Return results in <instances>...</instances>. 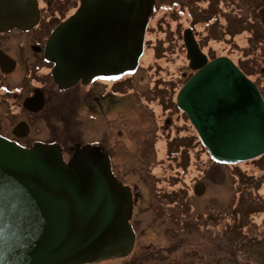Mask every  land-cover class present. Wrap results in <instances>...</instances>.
Wrapping results in <instances>:
<instances>
[{
  "label": "water",
  "instance_id": "1",
  "mask_svg": "<svg viewBox=\"0 0 264 264\" xmlns=\"http://www.w3.org/2000/svg\"><path fill=\"white\" fill-rule=\"evenodd\" d=\"M5 2L22 7L23 16L29 3L37 11L35 0ZM145 2L82 0L52 40L76 57L113 58V76L134 72L151 14V8L144 14ZM184 44L194 74L176 103L213 159L232 164L263 155L264 98L256 83L229 57L209 60L191 28L184 31ZM204 190L203 183L195 187L197 195ZM132 214L131 189L100 147H77L66 161L56 145L24 148L0 136V264H93L126 257L135 244Z\"/></svg>",
  "mask_w": 264,
  "mask_h": 264
},
{
  "label": "rangeland",
  "instance_id": "2",
  "mask_svg": "<svg viewBox=\"0 0 264 264\" xmlns=\"http://www.w3.org/2000/svg\"><path fill=\"white\" fill-rule=\"evenodd\" d=\"M172 1L174 0H158L156 5L167 7ZM204 1L180 0L182 6L177 8L180 14L164 23L168 26L172 22L183 21L184 25L187 22L201 49L208 55H211L213 43L223 41L230 46V50L234 48L245 54L246 58L253 56V67L242 68L256 83L264 98V0H225V3L212 0L211 4L209 0H206L207 3ZM185 4L191 6L193 16L184 13ZM202 5L206 6L204 10ZM207 19L210 21H206ZM206 22L210 23L206 29L209 31L208 35H205L204 29ZM151 32L150 25L147 41L149 47L140 59L137 72L128 80H122L123 83L110 87L107 96L113 102L105 101L102 107L97 106L91 112L94 117L104 116V126L110 123L108 116L116 112L120 116L119 120L129 121L130 130L119 125V121L111 120L116 130L133 137L134 146L131 145L129 153L138 159L144 157L135 164L129 163L126 174L129 173L130 176H124L129 182H138L147 198L146 182H140L138 177L147 175L144 168L155 158L162 157L163 154L166 158H181L185 168L192 161L200 160L201 170L202 164L209 158L207 149L200 147L198 136L188 125L187 116L176 104V96L183 82L180 76L192 72L187 59V66L179 70V59L182 61L181 56L186 58V54L168 58L170 53L175 54L181 48L178 38L172 34L167 35L160 46L166 45L168 51L164 53L159 46L156 53L158 57L164 55L165 58L159 62L163 67L165 62H171L169 70L163 76H154V61L150 59V42L153 40ZM222 46L223 44L221 49ZM258 70H261L259 76L255 74ZM84 95L83 91L80 92L79 98ZM121 95H126L130 103L116 106V99L120 98L124 102L126 100ZM168 121L170 126L163 131ZM100 139L109 141L105 135ZM118 144L124 146L122 140ZM120 166H123L122 163ZM116 172L124 180L119 169L116 168ZM202 177V174L194 173L192 169H185L183 176L178 179L180 191L159 196L160 200L168 203L162 215L155 211V207L141 210L142 217H147L148 222L156 217L163 221L167 230L166 238L170 237L171 241L178 244L173 252L167 251L166 242L163 240L157 258L146 259L143 264H241L244 260L241 254L246 256L245 264H264V155L234 165H214L202 181L207 186L206 194L203 197L191 195L189 189L194 190L199 182L191 183L189 189L187 183ZM179 194L181 197H178ZM161 216L163 219H160ZM156 234L164 237L161 229ZM144 243H148V240L141 242V248ZM232 253L240 259V263L234 260ZM108 263L109 261H102L97 264Z\"/></svg>",
  "mask_w": 264,
  "mask_h": 264
},
{
  "label": "flooded vegetation",
  "instance_id": "3",
  "mask_svg": "<svg viewBox=\"0 0 264 264\" xmlns=\"http://www.w3.org/2000/svg\"><path fill=\"white\" fill-rule=\"evenodd\" d=\"M35 1L37 11L35 10L33 14L34 8L29 3L30 13L26 16L21 13L22 7L17 8L15 4H7L5 0L0 4V23H2L0 28V136L24 148H31L36 143L56 145L62 150L66 160L71 158L77 147L84 145L100 147L110 157L115 176L125 186L130 187L133 198L131 219L135 233L133 250L126 257L106 260L109 261L108 264H143L146 259L153 260L157 258L161 250L160 243L163 240L166 242V250L173 252L178 244L176 241H171L170 237L166 238L167 230L163 221L157 220L156 217L148 222L147 217H142L141 210L145 207L147 209L155 207V211L162 215L168 203L160 200L159 196L179 192L177 182L182 176L158 174L155 167L165 159L155 158L148 167L144 168L147 175L138 177L140 182H146L148 198L145 197L139 183L129 182L124 176H130L129 173L126 174V166L129 163L135 164L144 157L138 159L134 154L129 153L131 145L134 146L133 137L126 136L121 130H116L111 120L119 121V125H124L130 130L129 121L119 120L120 116L116 112L108 116L110 123L104 126V116L94 117L91 113L97 106L102 107L105 101L111 100L107 94L112 85L123 83L122 80H128L137 71L133 74L125 73L121 77L113 76L115 74L113 58L109 60L100 57L93 60L91 59L92 54L89 53L76 57L69 51H59V46L55 45L52 36L63 22L76 14L82 0ZM145 1L147 2L144 4V14L151 8L144 43L146 50L149 47L147 41L150 24L159 9L165 5H156L158 0ZM209 1L211 4L212 0ZM150 2H152L151 5ZM221 2L225 3V0ZM169 4H176L177 8L182 6L180 0H174ZM205 8L204 5L203 10ZM183 11L193 16L190 5L185 4ZM180 22L183 24V21ZM185 23L186 27L179 29L175 36L180 42V47H185L184 31L191 28L187 22ZM205 31V35H208L209 31L206 29ZM252 61H255L253 56L248 67L251 66ZM260 74L261 70L258 76ZM82 91L85 95L79 98V93ZM121 97L126 99L125 102L118 98L115 101L116 106L121 103H124L123 105L130 103L126 95H121ZM105 120L107 121V116ZM169 126L168 121L166 126H162L163 131ZM103 135L109 138L108 142L100 139ZM120 140L123 141L124 146H119ZM116 168L122 173L121 176L125 181L117 175ZM154 171L156 174H150ZM206 174L196 183L202 182ZM169 185L172 189L166 190L165 187ZM206 187L205 184V190L201 195H197L195 189H189V193L203 197L206 194ZM178 197H181L180 194ZM160 219H163V216ZM158 229L163 230L164 237L156 234ZM147 240L148 243H144L141 248V242H147ZM234 255L235 253H232L234 260L240 263V259ZM241 256L244 257L241 264H245L246 256L242 254Z\"/></svg>",
  "mask_w": 264,
  "mask_h": 264
},
{
  "label": "trees",
  "instance_id": "4",
  "mask_svg": "<svg viewBox=\"0 0 264 264\" xmlns=\"http://www.w3.org/2000/svg\"><path fill=\"white\" fill-rule=\"evenodd\" d=\"M177 7L178 5L173 4L170 6H164L162 8L159 9V11L156 13V17L154 18V20L152 21V32H151V37H152V41L150 42V47H152V55H150V59H153V72H154V76H163L168 70H169V64L171 62H165L166 65L163 67L162 65H160V61L165 58L164 55L161 57H158V54L156 53V49L159 48V46L161 45L162 41H164L166 39L167 35H173L174 37L177 36V33L179 32V29L182 30V28L186 27V25L181 24L180 21H177L175 23H170L168 26H166V23H164L165 21H167L168 19H171L172 17H176L177 14H180V11H177ZM185 13V12H184ZM186 15H191V13H186ZM210 21V19H207L206 21ZM210 23L204 24L205 28L207 29L209 27ZM172 29V31H171ZM174 31H176V33H174ZM221 44H223L222 49H221ZM182 46V45H181ZM161 49L165 52H167V48L166 45L160 46ZM181 49L179 51H177L175 54H169V57H173V56H180V55H185L186 54V50L185 47L182 46L180 47ZM212 52L211 55H208L209 59L212 60L216 57L219 56H228L230 57L243 71L242 67H246L247 65L249 66V63L251 62V58L250 57H245L240 51L232 48V50H230V46L228 47L226 43H224L223 41L220 42H215L212 45ZM182 50V51H181ZM182 61L179 59L181 66L179 67V70L182 68H185V66H187V60L186 58H184L183 56H181ZM174 65V64H173ZM160 68V69H159ZM185 71V70H184ZM256 75H258V71L255 73ZM193 75V72L191 73H183L180 76V80H182V86L184 85V83ZM157 81V79H156ZM155 81V82H156ZM181 86V87H182ZM180 87V89H181ZM188 125L192 128L193 132L197 135V132L195 131L194 127L190 124L189 120L186 118ZM198 136V135H197ZM199 143H200V147H204V145L202 144L199 136ZM205 148V147H204ZM159 150V149H158ZM208 160L206 163L202 164V168L203 170L200 169V164L201 161L200 160H194L192 161V164L189 165L187 168L184 167V162L182 159L178 158L175 159L174 157L171 158H166V156H164V154L162 155V158L165 160H162V162L160 163V165H157L155 167L156 172L158 174H165V175H173V174H180L181 176H183V174L185 173V169H192V171L194 173H200L202 175H205L206 172L213 167L214 165L218 164V162H216L215 160L212 159L210 153L208 152ZM160 157V156H159ZM165 163V165H163ZM230 165H234V164H230ZM155 172V171H154ZM193 182H196L195 180H190L187 183V187L189 189L191 183L193 184ZM163 183V182H161ZM167 183V182H165ZM179 183V182H177ZM170 184V183H169ZM166 190H171L172 188L170 187H165Z\"/></svg>",
  "mask_w": 264,
  "mask_h": 264
}]
</instances>
